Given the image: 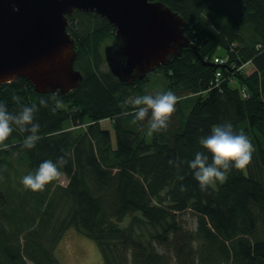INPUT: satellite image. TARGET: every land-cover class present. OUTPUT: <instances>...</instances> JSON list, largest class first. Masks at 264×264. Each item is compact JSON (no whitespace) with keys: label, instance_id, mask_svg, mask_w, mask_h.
Returning <instances> with one entry per match:
<instances>
[{"label":"trees","instance_id":"obj_1","mask_svg":"<svg viewBox=\"0 0 264 264\" xmlns=\"http://www.w3.org/2000/svg\"><path fill=\"white\" fill-rule=\"evenodd\" d=\"M161 1L186 19L194 46L143 78L122 81L104 70L101 44L109 33L114 42L116 27L77 9L68 18L83 74L75 88L42 93L21 76L0 84L10 112L37 104L41 137L29 150L22 145L30 133L14 131L0 151V264H62L56 249L72 228L97 241L106 264H264V0H233L238 16L213 0ZM168 90L178 103L166 131L148 134L150 113L131 123L136 108L126 100ZM227 122L250 139L252 162L201 191L188 162L196 152L211 162L199 140ZM65 153L67 184L54 181L42 192L23 186L43 161ZM182 212L196 215V228L181 226Z\"/></svg>","mask_w":264,"mask_h":264},{"label":"water","instance_id":"obj_2","mask_svg":"<svg viewBox=\"0 0 264 264\" xmlns=\"http://www.w3.org/2000/svg\"><path fill=\"white\" fill-rule=\"evenodd\" d=\"M77 9L115 25L105 54L122 81L143 78L194 46L186 19L161 0H0V84L21 76L42 93L75 88L82 74L74 65L78 51L68 18Z\"/></svg>","mask_w":264,"mask_h":264},{"label":"clouds","instance_id":"obj_3","mask_svg":"<svg viewBox=\"0 0 264 264\" xmlns=\"http://www.w3.org/2000/svg\"><path fill=\"white\" fill-rule=\"evenodd\" d=\"M132 75H135V70H133ZM14 99L16 103H19L17 98ZM52 99L56 100V97ZM125 103H131L136 108L133 113L132 124L144 121L150 113L148 134L151 135L168 129L169 122L176 111L178 97L171 90H168L156 95L136 96L131 101L126 100ZM39 106L48 107V101L41 98ZM61 106L62 102L57 101L56 107L51 110L55 112ZM38 110L37 104H32L31 106H22L18 113H13L9 111L6 104L0 103V151L8 150L11 147L6 141L9 140L14 131L21 134L30 133L24 137L22 145L24 148L31 150L36 147L41 138L38 134L40 124L36 122L35 118V113ZM199 143L211 153V162H209L208 155L196 152L195 158L188 163L201 191L204 192L208 191L210 187L215 188L217 183H225L233 168L245 170L251 164L252 155L255 151L247 135L242 130L235 131L230 122L213 126L211 134L201 137ZM70 155L71 153H65V155L58 157L55 162L50 159L43 161L35 174H28L22 178L23 186L33 192H42L48 184L60 181L62 176L60 169L68 163L66 157ZM169 164L174 165L178 170L180 169L179 161L170 160ZM177 178L179 180L184 179L182 175H178ZM180 190L185 191V186L181 185Z\"/></svg>","mask_w":264,"mask_h":264},{"label":"rangeland","instance_id":"obj_4","mask_svg":"<svg viewBox=\"0 0 264 264\" xmlns=\"http://www.w3.org/2000/svg\"><path fill=\"white\" fill-rule=\"evenodd\" d=\"M213 1L214 2H212V5L222 8L221 10L225 12V15L227 11L233 16H238L241 13L240 6H237V4H235L233 0H213ZM225 4L226 6H224ZM210 12H212L215 16V9L213 7L210 8ZM214 18L219 23L223 22L220 17H214ZM104 39L105 40L102 42L101 48H100V50H102L103 55L105 54V45L111 43L113 38H112V35L109 33L105 36ZM220 52L223 53L222 51ZM102 67L104 68V70L105 69L109 70L108 60L106 59V54L104 55V61H103ZM75 68L78 69L80 72L82 71L78 67H75ZM245 68L248 70L247 72L251 71L252 69L251 65L245 66ZM82 78H83V74H82ZM158 79L159 78L154 79V83L157 86H160L161 83H160V80ZM152 90H156V89H152ZM189 104L190 103L186 105L187 111H188ZM102 123L104 127H108L113 131V125L110 120H104ZM260 167L261 166L258 165L257 169ZM263 174H264V167H263ZM60 182L62 184L68 183V178L66 177L64 173H62ZM179 218H180L182 227L190 228V229L196 228L197 218H196V215L192 214L191 212H182L180 213ZM126 222H128V218L125 219L124 223ZM147 232L148 230L145 229V233ZM56 252L62 264H106L97 241L87 236L85 233L80 232L73 228L69 229L66 232V234L61 238L57 246ZM173 264H176V263H173Z\"/></svg>","mask_w":264,"mask_h":264},{"label":"built area","instance_id":"obj_5","mask_svg":"<svg viewBox=\"0 0 264 264\" xmlns=\"http://www.w3.org/2000/svg\"><path fill=\"white\" fill-rule=\"evenodd\" d=\"M214 61L217 63V62H222V60L220 59V58H217V57H215L214 58Z\"/></svg>","mask_w":264,"mask_h":264},{"label":"crops","instance_id":"obj_6","mask_svg":"<svg viewBox=\"0 0 264 264\" xmlns=\"http://www.w3.org/2000/svg\"><path fill=\"white\" fill-rule=\"evenodd\" d=\"M248 65H252V64H250V63H247V66H248ZM252 67H253V66H252ZM252 67H251V68H252ZM251 68H250V69H251ZM251 70H253V68H252Z\"/></svg>","mask_w":264,"mask_h":264}]
</instances>
